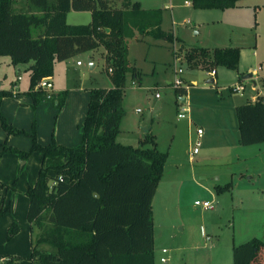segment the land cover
<instances>
[{"label":"trees","instance_id":"1","mask_svg":"<svg viewBox=\"0 0 264 264\" xmlns=\"http://www.w3.org/2000/svg\"><path fill=\"white\" fill-rule=\"evenodd\" d=\"M241 0H192L196 10H230ZM90 12L89 25H69L71 12ZM163 11L145 10L140 3L124 0L122 8L111 0H0V58L9 57L14 67L31 64L28 94L36 108L53 101L61 108L65 92L58 95L36 90L54 76L57 62L68 61L100 47L105 51L106 70L114 87L92 89L82 127V142L67 147L53 141L47 146L33 139L31 152L39 150L44 161L36 184L29 188L27 219L38 233L29 259L33 264H155L153 201L165 173L168 153L161 152L149 132L140 147L118 142L125 110L123 100L127 74L141 79L128 58L127 42L137 34L151 35L171 43L178 40L162 29ZM39 35L33 37V31ZM175 56L177 53L175 52ZM192 69L208 73L220 67L239 72L241 50L237 47L193 48L184 55ZM243 77H239L241 80ZM181 98L186 88H175ZM8 135L25 131L12 126L1 112ZM240 144L264 143V97L248 98L236 108ZM150 144V147L147 145ZM1 154L17 153L5 144ZM30 152H20L26 159ZM231 184L217 186V194L230 191ZM11 209H0V218ZM20 231L14 221L8 239ZM47 246L46 250L42 247ZM12 258L3 264H12ZM233 264H264V242L250 240L233 248Z\"/></svg>","mask_w":264,"mask_h":264},{"label":"rangeland","instance_id":"2","mask_svg":"<svg viewBox=\"0 0 264 264\" xmlns=\"http://www.w3.org/2000/svg\"><path fill=\"white\" fill-rule=\"evenodd\" d=\"M134 1L140 0H132L133 3ZM185 1L191 3V0L180 1L181 9L174 11L166 7L168 4L164 5L165 20L162 29L173 34L178 39L176 42L171 43L151 35L139 34L127 42L129 61L137 69L141 79L135 78L132 73L127 74L123 100L126 114L117 140L123 145L137 148L151 132L156 138L158 149L168 153L165 174L153 201L155 264H199L201 261L200 264H208L203 259L194 260L197 255H204L209 251L210 242L206 238L207 234H213L217 244L225 247L232 231L229 226L231 212L228 208L231 195L230 193L218 195L215 186H225L231 181V172L237 169L236 164L232 162L233 158L237 160L238 157H245L238 151L236 153L232 151L234 146L237 150L241 149L237 144L238 118L233 106L235 103H246V98L249 97L254 100L258 88L264 94V83L261 81L255 92L247 81L243 96L231 94L229 86L234 83L236 72L221 67L222 80L219 79L218 84H209L208 72L190 68L184 58L187 51L202 47L200 44L213 49L237 46L247 64L252 62L253 69L262 67L264 65V47L262 48L264 0H242L243 5H249L251 9L225 12L222 10L202 12L186 6ZM16 2L17 8H20L24 0H16ZM111 2L113 7L122 8L124 0H111ZM192 12L197 15L193 17L190 14ZM205 13H218L221 17L218 22L211 17L207 21L199 16L206 15ZM189 20L191 23L186 24ZM91 21L90 12L71 11L67 16L69 25H89ZM32 33L34 38L39 35L37 30ZM256 35L260 36L259 59L254 56L257 47L256 37H258ZM90 61L96 65L95 68L91 69ZM78 62H81L82 66H78ZM56 64L55 79L64 82L65 69L67 70V89L63 91L65 100L62 107H56L53 101L41 102L36 108L33 102H30V105H23L25 107L22 109L29 107L30 110L27 111V118L23 114L21 117L23 119L17 122L29 128H18L7 119L12 126L25 131V134L21 135H8L0 120V144L18 150L17 153L3 154L18 159L19 167L16 174L11 178L7 175H4V179L0 178V209L5 210L8 206L11 209L10 213L0 218V255H4L2 257L6 260L12 258V264H33L29 259L32 252L31 242L36 238L38 230L34 228L33 233L27 219L29 203L27 191L36 184L44 161L43 152L39 150L31 152L33 139L35 138L39 145L47 146L53 141L57 143L56 137L61 141L70 136L75 138L72 143L78 147L82 142L81 130L91 90L114 87L106 70L105 51L102 47ZM29 67L30 65L27 64L15 69L9 57H1L0 89L13 91L17 85L18 96L23 99L28 97ZM180 69L183 70L180 76L183 80L182 87L188 92L184 107L182 106L184 103L181 102L183 98L180 99L175 94L173 85L178 77L176 72ZM20 77L21 80H18ZM52 92L49 91V94ZM157 94L160 95L159 98ZM42 105L48 107L41 108L42 111L37 116L38 109ZM182 108L189 109L186 119L179 117ZM220 109H225L226 113L223 125L213 114ZM30 118L31 121L28 123ZM199 128L204 131L200 139L202 145L199 153L194 155L191 161L190 150L198 139ZM147 147H150V144ZM2 150L0 147V152ZM20 152L30 153L26 159H22ZM240 161L243 162V159ZM21 163L25 165L20 167ZM196 201H209L213 203L215 209L205 210L196 206ZM13 221L17 222L20 231L9 240L8 232ZM47 248V246L42 247L43 250ZM164 249L167 251L165 254ZM12 250L15 251L14 254L5 256ZM162 258L168 259V262H161Z\"/></svg>","mask_w":264,"mask_h":264},{"label":"crops","instance_id":"3","mask_svg":"<svg viewBox=\"0 0 264 264\" xmlns=\"http://www.w3.org/2000/svg\"><path fill=\"white\" fill-rule=\"evenodd\" d=\"M180 1L182 2L183 0H180ZM180 1L179 0H140L139 2L134 1V3H137V2L140 3L142 9H147V10L161 9L162 11L165 12L164 10L165 4H168V6L166 7H169L171 10L174 11L175 9L178 10V8L182 6L181 4H179ZM241 1L239 2L238 7L234 9H230V10L251 9L249 5H243ZM185 5L191 6L193 8L192 0H191V3L185 1ZM230 10H226V11H230ZM201 11L202 12H212V11H206V10H201ZM255 12H257L256 7H255ZM174 13L176 15V11ZM190 14L193 17L197 15V14L195 15V13L193 12ZM205 14L206 15H199V16H202V19H206V20L209 17L215 18L217 20L215 22H218L219 18L221 17V15H219L218 13H205ZM164 20H165V15L163 14V23H164ZM190 23H191L190 20L186 22V24H190ZM259 37L260 36L256 37L257 47L254 53V56L255 58L257 57V59H259V56H260L258 52V46L260 43ZM200 45L203 48L213 49V48L204 46V44H200ZM231 47H234V46H231ZM263 47L264 46L262 43V48ZM217 48H222V47H217ZM226 48H229V47H226ZM252 65H253L252 62L247 64V62L244 61L243 54L241 53L239 72H236L237 75L235 77L234 83L230 84L231 86H229V89H230L229 92L231 94H238V93H234L231 90L233 86L237 84H243L245 86V83H247V81L244 80V78L239 80V77L241 76L246 77L249 74L254 75L257 73V76L254 78V80L257 79L256 81L257 87L251 81H248V85L249 84L252 85L251 88L253 92H255V89L258 88V84L260 83V81L264 83V65L262 67L259 66L258 68H254V69L252 68ZM20 66L18 67L13 66V67L16 69V68H19ZM80 66H82V64ZM56 67H57V64L55 65V69ZM95 67L96 65L94 64V68ZM220 68L216 70L215 75H213V73H208L210 78L207 83L218 84L219 79H221V71H220L221 69ZM64 78H65L64 82H61L55 79V74H54V77L50 79L53 85L52 94L58 95L59 93H63L64 89L67 87L66 86V82H67V70L66 69H65ZM18 80H21V77L18 78ZM193 84L195 85L196 83H193ZM17 88H18L17 85H15V89L11 91L13 93L11 98L10 97L3 98L2 104H1V110L12 125L18 128L27 129L29 127H23L22 124H20V122L18 123L17 121L23 119L21 118L23 114H25L26 115L25 117L27 118V115H28L27 111H29L30 108L26 106L27 107L26 109H22V107H25L23 106L25 104L30 105V102L32 103L33 100L29 96L24 99L20 95L18 96L19 89L17 90ZM259 93L263 94V91L260 88H258L257 94L255 96H257ZM187 96L181 100V102L184 103L182 104L183 107L187 101ZM262 96L264 97V94ZM246 99L248 100V98ZM7 102H10V103H7ZM88 102H89V99H88ZM242 104H238V103L234 104L233 110L235 114H236V108ZM47 107H48L47 105H42L41 107H39L37 116H39V113L42 111L41 108H47ZM87 108H88V105H87ZM186 109L189 114V109L188 108ZM213 114H215V117L218 118L217 119L218 122H221L222 125L225 124V117H226L225 109H220L219 111H215ZM16 117H19V118H16ZM30 121H31V118L28 120V123ZM30 125L32 124L30 123ZM238 129H239V125H238ZM81 136H82V130H81ZM56 140L58 144L64 145L67 147L77 146L74 143H72V141H75V138L73 139L70 136H68L66 140L61 139V141L59 140V137L58 138L56 137ZM237 144L241 146L240 147L241 149L237 150V147L234 146L232 148V151H234V153L238 151L240 155L245 156V157L244 158L238 157L237 160L236 158L232 159V162L236 164L237 169L231 172V177H230L231 181L227 183V184H231L230 191L225 192V193H230L231 195L230 202L228 204V208L231 212L229 214L231 215V218H229V222H230L229 226H230V229L232 230L231 237L228 241H226L225 247H224V245L220 246L217 244V240L214 239L213 234H207L206 238L210 242L209 249H208L209 251L205 253L204 255H197L194 260L203 259L205 262H208V264H233V248L235 246L242 245L253 239H260L264 242V143L242 147V145L240 144V133H239V140L237 141ZM192 149L190 150V160L191 161H193L194 159V156H192L191 154ZM241 159H243V162L240 161ZM24 165L25 163L23 164L21 163L20 167ZM18 167H19L18 159H16L13 156L8 157V156H4L3 154H1L0 156V178L4 179V175H7V177H10V178L13 177L16 174ZM192 176H193V173H192ZM218 186H221V185H218ZM216 187L217 186H215V189ZM225 193L218 194V195L222 196ZM219 199L222 200L221 197H219ZM221 200H220V203L222 202ZM28 209H29V203H28ZM28 209H27V213H28ZM210 227H212V225ZM31 246H32V242H31ZM14 253L15 251L12 250L11 253L5 256H10V254H14ZM2 256L4 255H0V259H4L6 261V258ZM200 256L201 258H199ZM201 262H199V264Z\"/></svg>","mask_w":264,"mask_h":264},{"label":"built area","instance_id":"4","mask_svg":"<svg viewBox=\"0 0 264 264\" xmlns=\"http://www.w3.org/2000/svg\"><path fill=\"white\" fill-rule=\"evenodd\" d=\"M78 65H81V62H78ZM182 73H183L182 69H180L178 72H176L178 77H177V79L175 80V82L173 84L174 88H182L183 80L180 77ZM212 73H213V75H215V71L212 72ZM254 76L256 77L257 73L253 75V78H255ZM255 81H257V79ZM256 87H257V84H256ZM39 89L44 90L48 94V98L49 99L51 98L52 94H49V91H52L53 85H52L50 79H45V80L41 81L38 84V86L36 87V90H39ZM231 90L234 93H238V94L243 95L245 93V91H246V87L243 84H237V85L233 86L231 88ZM260 96H262V95H260V93H259L257 96L254 97L253 101L256 102ZM159 97H160V95L157 94V98H159ZM179 117L181 119H186L188 117V111H187L186 108H182V110H181V112L179 114ZM203 133H204L203 129H201V128L197 129V137H198V139L195 142L194 147L192 149V153H191L192 156L197 155L199 153V148L202 145L200 139L202 138ZM195 205L196 206H200V207H202L205 210H213L214 209L213 203H211L209 201H205V202L196 201ZM163 253L165 254V253H167V251L163 250ZM4 262H5L4 259H0V264L4 263ZM161 262L166 263V262H168V259L162 258Z\"/></svg>","mask_w":264,"mask_h":264},{"label":"water","instance_id":"5","mask_svg":"<svg viewBox=\"0 0 264 264\" xmlns=\"http://www.w3.org/2000/svg\"><path fill=\"white\" fill-rule=\"evenodd\" d=\"M90 66H91V69L94 68V64L91 61H90ZM243 78L246 81H251L256 86V81L254 80L252 74H249V75H247L246 77H243ZM212 83H213V81H212ZM146 132H149V130H146Z\"/></svg>","mask_w":264,"mask_h":264}]
</instances>
